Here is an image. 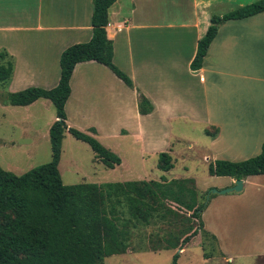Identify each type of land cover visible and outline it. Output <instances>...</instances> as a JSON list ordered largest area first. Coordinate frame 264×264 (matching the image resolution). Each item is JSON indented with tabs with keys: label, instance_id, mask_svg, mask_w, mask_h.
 I'll use <instances>...</instances> for the list:
<instances>
[{
	"label": "crops",
	"instance_id": "crops-1",
	"mask_svg": "<svg viewBox=\"0 0 264 264\" xmlns=\"http://www.w3.org/2000/svg\"><path fill=\"white\" fill-rule=\"evenodd\" d=\"M254 1L116 0L107 10L106 33L113 44V62L134 87L99 62L77 63L64 107L66 124L97 138L100 131L112 132L115 138L128 135L146 151L150 145L146 138L160 125L169 132L174 121L193 122L203 126L208 138L203 156L207 164L209 160L239 161L257 155L264 142V11L222 22L202 66L190 68L210 18ZM92 12L93 0H0V51L13 60V73L5 88L14 92L31 85L55 87L61 52L92 36ZM140 93L151 104L147 114L139 112ZM50 104L49 99L39 98L5 109L26 112L14 121L15 127L27 132L35 129L27 112L36 105L50 109ZM55 120L54 108L44 124L48 135ZM74 121L88 123L80 126ZM98 121L101 123H90ZM213 127L217 132L210 133ZM164 146L167 149L168 143ZM218 178L225 181L219 188L235 181L228 176ZM242 184L240 191L211 199L202 212L204 228L217 238L225 254L222 258L232 263L235 255L221 245L222 228L216 222L207 224L205 214L212 208L221 224L237 217L261 221L260 230H254L259 239L264 233V174L249 175ZM252 256H264V249Z\"/></svg>",
	"mask_w": 264,
	"mask_h": 264
},
{
	"label": "trees",
	"instance_id": "trees-1",
	"mask_svg": "<svg viewBox=\"0 0 264 264\" xmlns=\"http://www.w3.org/2000/svg\"><path fill=\"white\" fill-rule=\"evenodd\" d=\"M115 1L93 0L92 36L88 41L71 44L61 52L60 77L55 87L31 86L5 92L4 103L9 105L24 106L39 98L49 99L55 108L56 120L49 128L51 158L48 162L22 174L0 166V264H103V258L123 254L130 248L126 229L119 227L118 215L114 208L108 207L111 202L120 203V199H113L114 194L109 189L104 190L94 183L64 185L58 168L66 131L85 142L107 168L121 163V158L96 137L69 127L64 108L71 91L73 69L83 61L93 60L107 66L127 86L134 87L131 78L113 62V44L106 33L107 10ZM263 11L264 0H256L222 16L213 15L205 34L197 42L190 68L197 70L202 66L222 22ZM0 60V85L4 86L11 79L13 60L4 50L0 51ZM138 97L139 112L149 113L152 108L150 102L141 93ZM91 131L95 133L94 129ZM157 167L161 171L173 168L172 157L167 151L158 154ZM208 173L235 179L264 174V142L255 156L239 161L216 159L210 162ZM161 180L166 181L163 176ZM192 183H195L193 178L171 179L167 184L141 180L121 188L123 198L129 199L138 194L148 197L155 205L161 198L171 197L197 220V228L186 233L180 241L177 238H161L164 246L159 250L182 249L198 233L217 243L215 235L204 228L202 212L207 204L198 202L195 185H190ZM129 210L143 223H148L151 217L147 210L141 211L143 208L138 202H133ZM178 258L179 253L175 252L169 264H177Z\"/></svg>",
	"mask_w": 264,
	"mask_h": 264
},
{
	"label": "rangeland",
	"instance_id": "rangeland-1",
	"mask_svg": "<svg viewBox=\"0 0 264 264\" xmlns=\"http://www.w3.org/2000/svg\"><path fill=\"white\" fill-rule=\"evenodd\" d=\"M11 91L9 87L0 85V166L15 174H22L48 162L51 158L49 135L45 132L44 124L49 114L51 112L54 114V107L51 104L50 109L48 107L43 109L40 105L32 107L27 112V117L32 116L30 122L35 129H26L28 131L24 132L15 127L14 120L24 117L26 112L20 109L8 111L5 106L9 104L1 105V102L4 103L5 94ZM74 123L84 126L88 122L74 121ZM90 123L100 124L101 121ZM171 125L169 132H165L166 128L160 125L159 130L153 132L150 137L148 135L146 139L150 145L146 147L147 152L142 144H136L128 135L115 138L112 132L108 134L100 131L97 138L94 134L71 126L93 135L105 147L116 153L122 161L114 168H107L95 157L85 142L75 139L68 132L64 133L58 165L63 184L94 183L104 190L109 189L114 194L113 199H120V203L111 202L108 207L114 208L118 215L119 227L126 229L130 248L123 254L103 258V264H169L173 254L178 251L177 249L159 250L164 246L160 239L170 237L180 241L186 233L198 226L197 220L190 215V211L171 197L161 198L158 205L152 204L148 197L138 194L125 199L121 194L123 186L141 180H155L167 184L171 179L193 178L196 184L190 185L193 187L195 185L199 203L204 202L209 205L211 199L224 195L210 193L208 199L206 198L208 190L222 189L219 187L225 181L208 173V164L203 160L208 138L203 132V126L180 120L172 122ZM214 132L217 130L213 127L210 133ZM166 142L167 149L164 148ZM190 143L192 147L188 146ZM153 151L158 154L161 151H167L172 157L173 168L169 171H161L157 167L158 154ZM210 162L212 160L208 161ZM162 176L166 181L161 180ZM133 202L139 203L143 208L141 211L147 210L151 213L148 223H143L131 214L129 206ZM213 211L211 208L209 212H206V222L207 224L216 222L222 228L219 232L221 245L235 255L234 263L264 264V256H252L254 252L264 249V233L256 239L259 232H254L255 229L260 230L261 221L248 222L237 217L238 219H233L228 224H221L217 213L214 215ZM202 220L205 223L204 218ZM219 247L218 242L198 233L178 252L177 264H234L222 258L225 254L221 253Z\"/></svg>",
	"mask_w": 264,
	"mask_h": 264
},
{
	"label": "water",
	"instance_id": "water-1",
	"mask_svg": "<svg viewBox=\"0 0 264 264\" xmlns=\"http://www.w3.org/2000/svg\"><path fill=\"white\" fill-rule=\"evenodd\" d=\"M242 179H235L234 184L232 186H227L222 189H216V188H211L208 190L206 194V198L208 199L210 193H220V194H225L229 192H234V191H240L242 189ZM181 249L178 248L177 251L179 252Z\"/></svg>",
	"mask_w": 264,
	"mask_h": 264
}]
</instances>
